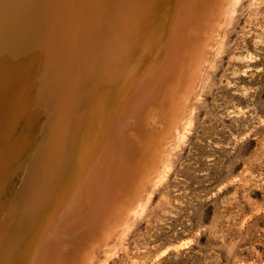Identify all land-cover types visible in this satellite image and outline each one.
Listing matches in <instances>:
<instances>
[{"label":"bare ground","instance_id":"6f19581e","mask_svg":"<svg viewBox=\"0 0 264 264\" xmlns=\"http://www.w3.org/2000/svg\"><path fill=\"white\" fill-rule=\"evenodd\" d=\"M10 1L0 0V264H95L94 243L114 246L142 211L148 187L132 193L154 123L210 66L223 40L213 21L227 23L239 0H16L4 17ZM188 100L164 127L154 179Z\"/></svg>","mask_w":264,"mask_h":264},{"label":"rangeland","instance_id":"374dc122","mask_svg":"<svg viewBox=\"0 0 264 264\" xmlns=\"http://www.w3.org/2000/svg\"><path fill=\"white\" fill-rule=\"evenodd\" d=\"M217 20L213 29L223 40L210 66L186 84L194 91L170 101L167 123H154L157 138L144 162L150 169L143 168L132 193L135 200L139 185L148 187L144 207L114 246L94 243L95 264H264V0H239L224 28ZM179 97L191 99L183 134L154 179L153 156L177 126Z\"/></svg>","mask_w":264,"mask_h":264}]
</instances>
